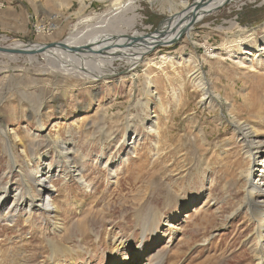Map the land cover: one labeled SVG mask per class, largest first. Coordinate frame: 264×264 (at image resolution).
Masks as SVG:
<instances>
[{
	"label": "rangeland",
	"instance_id": "1",
	"mask_svg": "<svg viewBox=\"0 0 264 264\" xmlns=\"http://www.w3.org/2000/svg\"><path fill=\"white\" fill-rule=\"evenodd\" d=\"M113 1L0 0V47L66 44L76 33L93 34L97 21L82 22L87 17L104 18L108 33L156 35L172 3L197 0H120L137 8L132 30L134 13ZM256 43L264 44V0L220 7L193 27L191 39L152 51L136 70L117 62L105 80L55 71L44 54L0 53V129L7 136L0 135V188L26 190L28 182L34 198H48L37 197L32 174L45 164L66 173L61 141L76 148L83 170L79 180L66 173L50 182L56 212L10 208L0 217L8 263L26 245L20 258L32 264H264L257 255H264V216L245 209L247 179L264 189V155L253 168L232 125H255L264 141V66L250 57L237 65L241 49ZM161 57L173 58V66L154 65ZM180 57L202 63L214 101L202 100L188 77L194 62ZM259 195L250 196L262 210ZM50 242L61 252L54 256Z\"/></svg>",
	"mask_w": 264,
	"mask_h": 264
},
{
	"label": "bare ground",
	"instance_id": "2",
	"mask_svg": "<svg viewBox=\"0 0 264 264\" xmlns=\"http://www.w3.org/2000/svg\"><path fill=\"white\" fill-rule=\"evenodd\" d=\"M101 1L105 2L109 0ZM235 1L237 0H197L193 4H190L187 1H182L179 2L177 5H173L172 3L169 9L170 16L166 19V22L162 25V27H160L159 32L156 35H148L144 33H139L138 31H124L122 29L118 31H112V33H108L107 22L106 20H104V18L87 17L83 19L82 22L92 21L93 19L97 21V23L92 27L93 34H89V31L76 33L74 35H71L66 40L67 50L56 48L45 51L43 54L49 62L53 63V66L56 69L55 71L74 74L76 76H83L94 80L95 78L100 79L103 77V79L101 80H105L107 79V77L111 76L107 75L108 70L113 68L115 63L117 62H125L127 64L128 71L136 70L137 67H139L142 63L146 62V57H148L149 53H151L152 51L157 50L158 48L160 49L162 47H170L185 36L191 39L193 27L198 22L203 21L206 16H209L210 14L214 13L218 8ZM112 4L114 5V7L121 6L123 10L127 11V13H134L133 16L127 20V23L129 30L135 28L136 23L139 19V16L136 15L135 12L137 9L136 6H134L132 2H128L127 4H124L122 6L123 3L120 0H115L112 2ZM177 6L181 7L180 10ZM57 17L58 15L55 14L53 19ZM42 24V31H44L46 29V25L45 23ZM53 27L56 28V26L54 25ZM245 40L248 41V38H245ZM237 45L234 40L231 41L232 47H236ZM41 46L42 45L25 46L21 43L14 44L15 50H23L28 48L35 49ZM71 49H78L80 51L72 52ZM241 50L242 54L239 55L240 58H238L237 62L239 68H243V65H245V62L246 60H248L249 57L251 58L250 60H248L249 63L253 61L254 63L256 62L255 66H264V44L261 46H258L257 43L250 46L247 45ZM179 59L183 60L185 63L194 62L195 70L193 72L188 73V77L193 78V82L203 92L202 100L209 101V103L214 101V99H216L217 97L214 92L211 91V86L209 85L208 79L204 74L202 63L196 60L194 57H189L188 59H186L185 57H180ZM160 62L161 64H170L171 66H173V58L161 57L159 62L153 63L154 65H156ZM90 67L94 68V71L93 69L90 70ZM99 67H102L104 69H102V71H99L97 69ZM250 68L252 72L255 71L254 66H250L248 69ZM261 79L262 81H264V77ZM150 88L151 85L149 89ZM157 96V100H160V96ZM160 103L159 105H161ZM156 125L157 123L151 122V132L156 131ZM232 125L235 134L238 135L239 142H241L244 146L245 154H247L248 158L251 159L253 168H255L258 165V158L264 155V141H262L260 138L259 130L256 128L255 125L253 126L245 122L241 123L240 121L232 123ZM37 130H44V126L39 125ZM0 132V135L7 137L5 133L6 131H4V129H0ZM46 143L47 146L53 145L52 141L50 140H47ZM61 143V147H63V150L60 155L62 160H64L63 166L66 170V173L72 174L74 177H76V179L79 180V177L82 175L83 170H79L75 162L77 161L76 154H78V151H76V148L72 147L71 145L65 144L62 141ZM12 159V162L14 163L16 160L14 159V157H12ZM83 160L84 159L80 156L79 161L83 162ZM262 163L263 162H261V164ZM59 169L60 168L58 167L53 168L52 166L45 164V167L37 169L32 174L33 179L37 185L36 189H38L37 197H39L41 193L44 192L48 195V198H45V200L36 198V196L34 198L35 193L34 195H32L33 191L30 188L28 182H25L26 190L18 189L17 191H11L9 189H2L4 186L0 188V217L3 216V214H5V212L8 211L10 208H12L13 210L15 209V211L18 210V208L28 209L29 211L34 210V208H39L45 211H49V213L51 214L53 213V211L56 212L55 209L57 207L54 206V204L52 203L54 201L53 192L55 191L54 187L50 186V182L56 176L67 177L65 172L64 174H60ZM260 176L263 179L261 181H264V170L262 171ZM246 182L249 187L246 190L248 194L245 197V209L254 218L256 216H264V210H260V200L258 198L255 199L254 197L250 196L251 194H253V190H257V192L261 194L259 196H262L264 195V189H262L261 185L258 182L255 184L250 183L249 178ZM24 190L28 192L27 194H29L28 196L30 197H25V194L22 193L24 192ZM62 237L63 236H58L59 240ZM55 242L54 245L51 244L54 256L56 255V252H58V250L60 251V247L58 248V244L61 241L57 243V247ZM27 248L28 246L24 245L23 250L16 249V251H14L12 254L13 258L10 260L9 263L8 258L10 252L0 250V253L2 252V254L4 255V257L0 255V264H28L29 262L27 263L26 259L21 260L20 258L22 254L25 255V253H27ZM30 249H32V247ZM33 249V251H35L37 249L40 250L41 248L33 246ZM257 255L259 257V260L261 261L259 262L262 263V257H264L263 251L259 249ZM19 258L22 262L19 261Z\"/></svg>",
	"mask_w": 264,
	"mask_h": 264
},
{
	"label": "water",
	"instance_id": "3",
	"mask_svg": "<svg viewBox=\"0 0 264 264\" xmlns=\"http://www.w3.org/2000/svg\"><path fill=\"white\" fill-rule=\"evenodd\" d=\"M176 43H174V44H176ZM56 48H61L62 50H67L66 44H46V45H42L39 48H35V49L28 48V49H23V50H19V49L15 50V49L1 48L0 47V53L9 54V55L34 56V55H37V54H43L45 51L56 49ZM71 51L72 52H78L80 50L71 49Z\"/></svg>",
	"mask_w": 264,
	"mask_h": 264
},
{
	"label": "crops",
	"instance_id": "4",
	"mask_svg": "<svg viewBox=\"0 0 264 264\" xmlns=\"http://www.w3.org/2000/svg\"><path fill=\"white\" fill-rule=\"evenodd\" d=\"M41 11H42V13H43V11H44V10H43V9H41ZM51 16H52V15H51Z\"/></svg>",
	"mask_w": 264,
	"mask_h": 264
}]
</instances>
